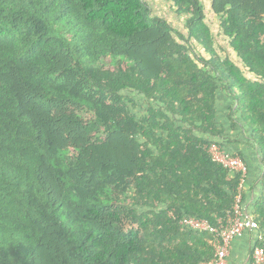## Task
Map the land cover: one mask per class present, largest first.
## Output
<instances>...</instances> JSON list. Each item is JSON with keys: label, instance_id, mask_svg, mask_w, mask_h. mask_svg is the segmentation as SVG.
<instances>
[{"label": "trees", "instance_id": "trees-1", "mask_svg": "<svg viewBox=\"0 0 264 264\" xmlns=\"http://www.w3.org/2000/svg\"><path fill=\"white\" fill-rule=\"evenodd\" d=\"M165 1L182 31L148 0H0V264L213 259L185 220L216 225L238 195L209 155L229 152L221 91L264 167V0Z\"/></svg>", "mask_w": 264, "mask_h": 264}, {"label": "built area", "instance_id": "built-area-1", "mask_svg": "<svg viewBox=\"0 0 264 264\" xmlns=\"http://www.w3.org/2000/svg\"><path fill=\"white\" fill-rule=\"evenodd\" d=\"M209 155L213 163L221 165L233 175H239L240 185L232 212L219 218L216 225H212L207 220L196 218L185 220V225L193 231L213 235L211 245L214 249V256L212 260L204 264H229L227 258L232 242L246 232L257 233V241L252 249L251 263L264 264V235L259 231V224L250 213L254 200L252 198V202L247 204L243 200L242 192L245 189L249 174L246 163L241 157L227 152L214 143L209 148Z\"/></svg>", "mask_w": 264, "mask_h": 264}, {"label": "crops", "instance_id": "crops-1", "mask_svg": "<svg viewBox=\"0 0 264 264\" xmlns=\"http://www.w3.org/2000/svg\"><path fill=\"white\" fill-rule=\"evenodd\" d=\"M231 97H229L226 91H221L217 98L216 108L219 121V127H223L225 130V142L227 150L230 153L236 154L238 151L245 153L249 165V174L247 178L246 190L249 191L250 187H255L259 182V177L262 171V165L259 161L260 149L252 141L251 134L243 130L242 124L239 122V115L236 116L237 129L231 130V122L228 120L230 115L229 108L232 104ZM239 123V124H238ZM228 140V141H227ZM230 141L232 145L228 144ZM221 142V143H222ZM228 142V143H227ZM257 189H254L255 192ZM258 194L256 193V196ZM254 198L251 195L250 202ZM257 241L256 232H246L241 237L236 238L229 250V256L227 258L229 264H252L251 256L252 249Z\"/></svg>", "mask_w": 264, "mask_h": 264}, {"label": "rangeland", "instance_id": "rangeland-1", "mask_svg": "<svg viewBox=\"0 0 264 264\" xmlns=\"http://www.w3.org/2000/svg\"><path fill=\"white\" fill-rule=\"evenodd\" d=\"M202 1H203V3L206 4L207 10H208V8H209V0H202ZM148 3L152 7V10L154 11V13H157L160 16L164 17L170 23H173L174 26L177 27L180 31H182V29L184 28L185 24H183L182 19L178 18L175 15V13L173 11H171L167 1H165V0H148ZM207 15H208V17L206 18V21L207 20L209 21L210 20L209 17H211V16L208 13H207ZM211 21L214 24L213 27H212L214 33L218 34V24H217V22L214 23L212 19L209 22H211ZM219 44L222 46V49H221L220 52L224 53L223 50H226V52H227V47H226V45H225V43H224V41L222 39H220ZM232 59H233V61L236 62L235 58H232ZM138 109L142 110L141 106ZM253 139H254L255 142H260V139L257 136H255ZM256 189L257 190L255 191V193H257L259 195L261 189L258 186L256 187Z\"/></svg>", "mask_w": 264, "mask_h": 264}, {"label": "clouds", "instance_id": "clouds-1", "mask_svg": "<svg viewBox=\"0 0 264 264\" xmlns=\"http://www.w3.org/2000/svg\"><path fill=\"white\" fill-rule=\"evenodd\" d=\"M251 132V131H250ZM249 132V133H250ZM252 137V136H251ZM252 141H253V139H252ZM255 143V142H254ZM256 144V143H255ZM257 145V144H256ZM230 153V152H229ZM232 154V153H231ZM233 155H235V154H233ZM260 161V160H259ZM261 162V161H260ZM262 163V162H261ZM247 165V164H246ZM262 165V171H261V173L263 172V170H264V167H263V164H261ZM247 167H248V171H249V165H247ZM260 177H261V174H260ZM259 177V182H258V184L255 186V187H250V189H256V187L258 186V187H260V194L259 195H257L256 196V193L253 191V193H252V196L254 197L253 198V200L255 201V197L257 198L258 196H260L261 195V192H262V186H261V178ZM247 182V181H246ZM247 184V183H246ZM247 188H246V186H245V190H246Z\"/></svg>", "mask_w": 264, "mask_h": 264}]
</instances>
